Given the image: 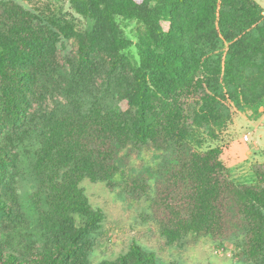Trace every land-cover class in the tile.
<instances>
[{
	"label": "trees",
	"instance_id": "1",
	"mask_svg": "<svg viewBox=\"0 0 264 264\" xmlns=\"http://www.w3.org/2000/svg\"><path fill=\"white\" fill-rule=\"evenodd\" d=\"M66 1L93 21L91 29L77 31L57 14L0 0V264H90L105 213L89 202L81 182L113 187L115 175L145 149L159 155L156 168L127 178L124 192L138 199L152 189L150 207L166 244L188 234L241 238L244 261L264 264V163L253 166L251 181L237 183L221 146L202 149L205 140H218L232 109L252 119L262 114V6L256 0ZM118 17L143 26L135 42ZM69 39L76 54L70 68H61L58 44ZM131 46L138 59L128 65ZM100 66L129 109L77 89ZM58 92L67 104L50 108ZM24 151L36 239L17 191ZM99 264L158 263L133 241Z\"/></svg>",
	"mask_w": 264,
	"mask_h": 264
},
{
	"label": "rangeland",
	"instance_id": "2",
	"mask_svg": "<svg viewBox=\"0 0 264 264\" xmlns=\"http://www.w3.org/2000/svg\"><path fill=\"white\" fill-rule=\"evenodd\" d=\"M28 9H39L47 14H57L73 23L75 30H89L93 21L77 14L66 0H13ZM118 22L125 35L134 42L137 40L138 30L143 26L135 20H126L118 17ZM165 29L167 22H162ZM59 60L61 68L71 67V61L75 57V42L72 39L62 40L58 44ZM128 65L135 63L138 54L135 46L125 50ZM100 66L101 72L92 80L85 81V85L77 87L87 96L103 103L115 99L124 109H129L126 101L119 99L117 90L105 76V70ZM65 83V82H64ZM62 83V85H64ZM67 87V84H66ZM62 92V91H61ZM54 100L49 101V107H61L66 105L63 94L57 93ZM49 108V109H50ZM231 121L224 128L216 141L205 140L202 149L219 145L222 147L221 159L230 171V177L237 183L249 182L253 179V166L264 163V110L257 119H252L248 113L235 111ZM244 135L248 140H244ZM29 149L28 147L24 150ZM250 152L247 159L232 164L230 161H238ZM28 153L22 154V165L17 178V191L23 204V210L29 220L28 230L33 238H37L35 218L26 204L31 191L33 179L29 172ZM158 159V160H157ZM159 161V155L155 151L147 149L131 157L129 164L113 178L114 185L109 188L105 182H92L84 179L81 182L89 202L101 208L105 213L103 226L94 235V251L90 257V264H99L103 260H115L120 254L125 253L133 243L137 242L143 248L156 255L158 264H247L241 253V238L212 239L210 236H196L188 234L182 239L166 244L165 239L159 233V227L153 217L150 207V196L134 199L124 192V184L127 178L146 170L154 171ZM153 188L155 180H150Z\"/></svg>",
	"mask_w": 264,
	"mask_h": 264
},
{
	"label": "crops",
	"instance_id": "3",
	"mask_svg": "<svg viewBox=\"0 0 264 264\" xmlns=\"http://www.w3.org/2000/svg\"><path fill=\"white\" fill-rule=\"evenodd\" d=\"M261 6H262V8H263V10H264V0H256ZM264 110V109H263ZM249 154H250V152H248L247 153V155H245V156H243L244 158H242V159H239L238 161H230L232 164H236V163H238V162H241V161H243L244 159H247V157L249 156Z\"/></svg>",
	"mask_w": 264,
	"mask_h": 264
},
{
	"label": "built area",
	"instance_id": "4",
	"mask_svg": "<svg viewBox=\"0 0 264 264\" xmlns=\"http://www.w3.org/2000/svg\"><path fill=\"white\" fill-rule=\"evenodd\" d=\"M244 140H248V136L247 135H244Z\"/></svg>",
	"mask_w": 264,
	"mask_h": 264
}]
</instances>
